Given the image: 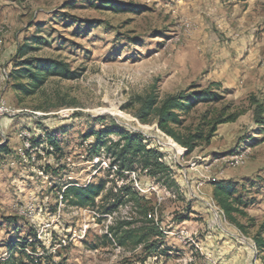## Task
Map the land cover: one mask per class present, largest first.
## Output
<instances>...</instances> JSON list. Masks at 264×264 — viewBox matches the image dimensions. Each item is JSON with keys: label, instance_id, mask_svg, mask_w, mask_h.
Segmentation results:
<instances>
[{"label": "rangeland", "instance_id": "374dc122", "mask_svg": "<svg viewBox=\"0 0 264 264\" xmlns=\"http://www.w3.org/2000/svg\"><path fill=\"white\" fill-rule=\"evenodd\" d=\"M112 1L118 10L101 0H0V101L11 110L0 120V145L10 151L0 156V264H264L253 240L264 225V189L255 186L264 176V134L250 108L251 96L264 104V0ZM32 59L64 62L77 78L51 77L25 96L9 76ZM207 89L221 100L198 103L180 131L207 133L221 111L246 112L191 155L155 119H136L139 98ZM105 129L141 134L169 171L152 177L136 160L121 172L108 152L116 133L97 151ZM48 135L58 151L30 144ZM240 173L252 177L235 182L236 196L256 201L246 210L254 219L248 236L211 200L212 182ZM103 182L94 205L65 196L68 187ZM124 188L138 195L147 220ZM153 225L161 236L145 229ZM134 229L145 243L121 246Z\"/></svg>", "mask_w": 264, "mask_h": 264}, {"label": "trees", "instance_id": "16d2710c", "mask_svg": "<svg viewBox=\"0 0 264 264\" xmlns=\"http://www.w3.org/2000/svg\"><path fill=\"white\" fill-rule=\"evenodd\" d=\"M247 1V0H239ZM107 4V5H105ZM112 0H101V4L98 6H103L104 8H111L112 10H118L117 6L114 5ZM116 6V7H115ZM115 7V9L113 8ZM72 26H76L73 25ZM76 27L77 34L85 32L81 28ZM31 48V47H29ZM21 54H24L22 52ZM62 77L65 79H74L76 73L71 72L69 67L61 61H51V60H41L32 59L24 60L16 67L15 71L9 76V80L15 81L13 83V88L15 91L24 94L25 96H31L36 94V92L46 84L51 77ZM221 97L214 93L212 90H202L194 91L191 94L179 93L175 96H170L159 102L153 95L147 96L145 98H139L138 104L139 109L136 112V119L142 123L146 124L151 118L156 120L157 128L165 135L170 137L181 149L185 151V155H191L201 144H210V141L218 130V127L224 124H231L238 121V119L245 114V110L239 112H230L229 109L221 111L219 114L215 115L213 121H207L205 123L209 131L205 133V129H199L197 131L185 130L180 131L179 128L183 127L184 119L182 116L187 114L192 108H194L198 103H212L219 102ZM250 108L253 111V119L258 126L259 134L262 136L264 134V104L261 103L256 96L250 97ZM116 133L119 136V141L112 143L108 147V152L113 155L114 161L112 164H119L121 172L129 171L133 164L138 160L142 165L143 169L147 170L149 175L156 177L159 174H165L169 171L168 167L162 162L163 155L153 149H149L143 139L142 135L136 132L123 131V130H113L105 129L104 131L98 133L99 142L96 144L97 151L104 144V137L106 134ZM44 141L42 138L33 139L32 147L41 146L43 142L58 151L59 144L55 136L48 135ZM264 142V138H262ZM8 155L10 151L7 144L0 145V156ZM260 183L255 184L258 192L264 189V176L259 175ZM257 182V181H256ZM105 183H100L98 185H89L85 188L82 187H68L65 192L67 199H71V203L86 207L89 205H94L96 198L101 195L104 190ZM213 186V200L216 206L223 212L224 217L228 223L236 227L244 236H248L249 227L254 226V219L251 218L246 212L249 205H255L256 201L251 200L250 202H244L245 199L241 195L236 196L238 193V187L236 183L229 180H220L212 182ZM127 193V196L131 197L139 208L142 209L143 215L146 220L151 214L147 213L145 206L142 207L141 201L136 193L131 192L130 189L124 188L123 192ZM120 204V200L116 204L111 205L106 209L108 214H112L117 206ZM241 219H247L249 223L243 224ZM153 222V221H152ZM182 222V221H181ZM133 223H124L121 226H131ZM154 234V236H161L162 233L158 230L156 225L152 227L145 228ZM141 229L129 230L125 233L124 237H121L119 244L121 246L125 245L131 238H136V244L145 243L146 236L142 235L138 237V232ZM264 232V225H261L260 230L254 236V243L259 253H264V238L261 233ZM151 251H155V247H150ZM14 258L5 261L1 264H14Z\"/></svg>", "mask_w": 264, "mask_h": 264}, {"label": "built area", "instance_id": "2783aa9c", "mask_svg": "<svg viewBox=\"0 0 264 264\" xmlns=\"http://www.w3.org/2000/svg\"><path fill=\"white\" fill-rule=\"evenodd\" d=\"M6 116H11V110L8 108L5 101L1 98V101H0V120ZM0 141H1V131H0Z\"/></svg>", "mask_w": 264, "mask_h": 264}, {"label": "crops", "instance_id": "0c3cea01", "mask_svg": "<svg viewBox=\"0 0 264 264\" xmlns=\"http://www.w3.org/2000/svg\"><path fill=\"white\" fill-rule=\"evenodd\" d=\"M225 125V124H224ZM1 131V130H0ZM2 132V131H1ZM234 176V175H233ZM246 177H252L250 174H247V173H240V174H238V177H235V178H231V179H229V181H232V182H240L241 181V179L242 178H246ZM211 186V188H212V193H213V186L212 185H210ZM243 187V186H242ZM211 200L213 201V203L215 204V206H216V203L214 202V200H213V195H212V198H211ZM217 207V206H216ZM218 208V207H217ZM241 252V254L240 255H244V251L242 250V251H240ZM242 252H243V254H242ZM242 264H244V263H242Z\"/></svg>", "mask_w": 264, "mask_h": 264}, {"label": "bare ground", "instance_id": "6f19581e", "mask_svg": "<svg viewBox=\"0 0 264 264\" xmlns=\"http://www.w3.org/2000/svg\"><path fill=\"white\" fill-rule=\"evenodd\" d=\"M29 141H30V139H27V138H26V139L24 140V142H23V145L25 146L26 149H28V148L30 147V144H31V143L29 144Z\"/></svg>", "mask_w": 264, "mask_h": 264}]
</instances>
